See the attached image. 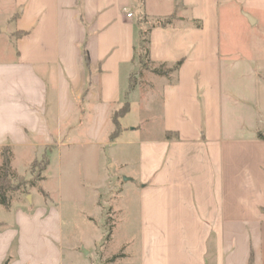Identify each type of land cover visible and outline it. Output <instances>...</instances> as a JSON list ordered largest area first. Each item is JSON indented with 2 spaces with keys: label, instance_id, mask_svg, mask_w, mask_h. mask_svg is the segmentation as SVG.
Segmentation results:
<instances>
[{
  "label": "crops",
  "instance_id": "obj_1",
  "mask_svg": "<svg viewBox=\"0 0 264 264\" xmlns=\"http://www.w3.org/2000/svg\"><path fill=\"white\" fill-rule=\"evenodd\" d=\"M250 2L12 0L0 26L14 44L0 61V167L5 147L13 165L84 146L106 169L124 146L142 264H264V53L245 36L260 23ZM146 31L150 68L133 86ZM45 193L0 218V264H65L63 218Z\"/></svg>",
  "mask_w": 264,
  "mask_h": 264
},
{
  "label": "rangeland",
  "instance_id": "obj_2",
  "mask_svg": "<svg viewBox=\"0 0 264 264\" xmlns=\"http://www.w3.org/2000/svg\"><path fill=\"white\" fill-rule=\"evenodd\" d=\"M252 3H255V9H252ZM252 3H247V6L260 18V23L253 32L245 36L249 43L255 40L252 47H257L256 51L261 54L264 53V0H252ZM12 8V0H0V26L7 22ZM7 34L6 29L0 31V61H6L14 51L12 40L7 42L4 38ZM143 48L141 45L139 55L144 57ZM143 63L144 66L139 64L143 75L133 77V86L145 84L143 79L147 78L146 71L150 65L147 58H144ZM124 105L130 108L129 103ZM137 113L138 111L135 116H128L125 124H129ZM94 149L84 146L66 147L51 155L48 150H44L37 155L15 156L13 170L26 181L34 182L35 188L30 187L28 194L13 202L10 210L0 206V218L8 217V212H15L17 202H21V206L26 208L30 207L28 202H32V195L46 201L47 192L52 196L53 204L42 206L47 209L52 206L63 218L65 264H142L140 237L137 236L140 227L136 218L135 195L132 192H121L125 185V176L134 173L118 159L124 146L113 149L116 156L111 150V161L106 169L103 166L104 161ZM47 159L50 160V166L45 173H41ZM40 176L47 178L43 189L40 186L43 183ZM109 183L113 185L112 192L108 190ZM26 196H29L28 200ZM34 209L36 207L31 210ZM83 247L89 250L96 247V256L89 259L83 256L80 253Z\"/></svg>",
  "mask_w": 264,
  "mask_h": 264
},
{
  "label": "trees",
  "instance_id": "obj_3",
  "mask_svg": "<svg viewBox=\"0 0 264 264\" xmlns=\"http://www.w3.org/2000/svg\"><path fill=\"white\" fill-rule=\"evenodd\" d=\"M142 3H143V0H142ZM144 19L145 18H143V20ZM174 19H175L174 17H171V18H166L164 20H159L154 25V27H163V28L167 27L173 23ZM149 44L150 42L148 39V31H146L143 34V41H142V45L144 46L143 48L144 57L142 55H139L140 64L142 66H144V63H143L144 58L148 59L149 57ZM181 65H182V62L177 63L172 70L177 71ZM153 72L158 75L168 74L167 71H163L162 69H154ZM128 112H129V106L124 105V107H122L120 110L116 111V113L113 114V125L115 127V131L111 136V140H114L120 134L122 130L121 119ZM258 137L260 139H264V134L259 133ZM1 159H2V164L0 167V206L5 208L6 210H10L13 202H15L21 196L28 194V189L30 187L35 188V183L26 181L25 179H23V177L19 176L12 169V165H11L12 150L10 147H5L2 150ZM49 163H50V160L47 159L41 169V173L47 169V167L49 166ZM42 180L44 181L45 179L40 176V181Z\"/></svg>",
  "mask_w": 264,
  "mask_h": 264
},
{
  "label": "built area",
  "instance_id": "obj_4",
  "mask_svg": "<svg viewBox=\"0 0 264 264\" xmlns=\"http://www.w3.org/2000/svg\"><path fill=\"white\" fill-rule=\"evenodd\" d=\"M128 17H130V18H131V17H132V15L129 13V14H128Z\"/></svg>",
  "mask_w": 264,
  "mask_h": 264
},
{
  "label": "water",
  "instance_id": "obj_5",
  "mask_svg": "<svg viewBox=\"0 0 264 264\" xmlns=\"http://www.w3.org/2000/svg\"><path fill=\"white\" fill-rule=\"evenodd\" d=\"M127 179L125 178V181H126Z\"/></svg>",
  "mask_w": 264,
  "mask_h": 264
}]
</instances>
